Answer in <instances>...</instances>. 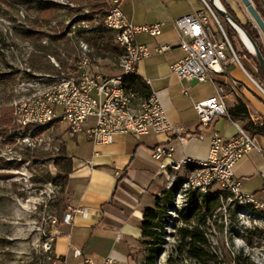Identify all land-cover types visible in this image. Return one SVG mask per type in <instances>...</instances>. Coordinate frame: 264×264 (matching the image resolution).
I'll list each match as a JSON object with an SVG mask.
<instances>
[{
	"label": "crops",
	"instance_id": "0c3cea01",
	"mask_svg": "<svg viewBox=\"0 0 264 264\" xmlns=\"http://www.w3.org/2000/svg\"><path fill=\"white\" fill-rule=\"evenodd\" d=\"M218 1L223 8L224 3L227 4L243 23L246 11L240 0ZM116 2L132 25H160V37L145 33L136 37L139 44L152 51L151 56L137 64V74L148 81L147 85L158 94L174 126L182 127L187 133L197 132L199 120L193 105L215 96L216 89L211 83L212 92L205 93L199 90L201 83L197 81L181 82L172 74L170 67L185 57L174 22L194 11L203 10V1L108 0L110 6ZM259 3L264 11V0H259ZM212 26L215 28L213 23ZM158 44H169L172 49L159 54L156 52ZM246 64L249 70L255 71L250 60ZM232 79L239 83L238 87H232ZM217 80L227 90L228 112L233 113L237 104H242L248 110L251 122L256 126L264 124V94L239 65L231 61L227 73ZM185 88L190 89L188 94ZM94 124L95 120L90 118L84 127L88 129ZM238 124L244 123L225 116L218 117L212 125L199 131L204 135L203 139L194 138L185 143L178 141L172 132L150 133L141 138L119 135L110 144L93 143L85 132L75 138L69 137L72 144L68 147L66 141L64 149L70 168L67 209H83L87 215L75 214L71 225L61 224L56 229L55 257L62 260V264H85L87 259L101 262L106 258L114 259L116 264H143L141 225L144 212L155 206L156 198L163 194L166 186L160 165L152 158L154 148L171 144L175 148L173 160H205L209 155L212 132L217 131L229 139L237 134ZM257 143L260 151L253 150L241 159L235 173L241 182V191L254 194L264 202V136L257 135ZM170 160L165 159L164 162ZM75 250L81 251V256L76 257Z\"/></svg>",
	"mask_w": 264,
	"mask_h": 264
},
{
	"label": "rangeland",
	"instance_id": "374dc122",
	"mask_svg": "<svg viewBox=\"0 0 264 264\" xmlns=\"http://www.w3.org/2000/svg\"><path fill=\"white\" fill-rule=\"evenodd\" d=\"M52 3L62 6L41 12ZM109 8L108 0H0V117L4 109H12L10 125H0V264H62L50 240L68 212V188H62L58 177L70 170L64 149L66 141L71 146L72 139L61 123L50 128L48 124L36 134L28 130L27 134L19 133L14 115L33 103L37 93L35 88L19 87L32 82L33 86L50 87L48 77H58L76 63L81 43L88 45L103 76L117 75L121 51L116 34L104 30L99 36L89 35L94 24L79 20L93 9L97 12L93 17H103ZM212 12L227 37L232 33L228 39L246 70L264 84L240 34L213 7ZM208 18L215 25L211 15ZM248 20L251 17L246 11L242 21L245 24ZM261 42L264 45L262 35ZM247 60L255 71L248 69ZM250 85L258 91L252 82ZM199 88L205 93L213 90L211 82L201 83ZM225 204L227 209L217 210V218L209 222L219 262L255 264L252 257L264 261V223L255 221L262 225L256 226L251 221L243 227L237 222L239 205ZM225 218L229 219L227 226Z\"/></svg>",
	"mask_w": 264,
	"mask_h": 264
},
{
	"label": "built area",
	"instance_id": "2783aa9c",
	"mask_svg": "<svg viewBox=\"0 0 264 264\" xmlns=\"http://www.w3.org/2000/svg\"><path fill=\"white\" fill-rule=\"evenodd\" d=\"M204 9L194 11L193 14L175 20L174 25L179 33L180 48L184 51L185 57L171 65L170 70L181 82L199 83L211 82L216 95L209 99L194 103V110L198 116L199 127L195 133H187L182 127L174 126L167 117L166 111L158 94L151 92V103L141 104L134 92V101H126L120 93V83L123 77L129 73H136L137 64L152 55V51L146 45L137 42L139 33L148 34L151 37L161 36L160 25L136 27L126 18L119 4H112L103 17L95 16L94 24L110 25L120 29L123 41L132 50V62H121L118 67V74L114 76H103L99 71L98 61L93 58H86V50H90L87 44L81 43L78 51L83 52V61H76L73 67L67 72L61 73L58 77H48L50 84H53V92L47 93V99H39V104L33 106V113L18 111L14 115V123L19 133L27 134V128L33 124L46 123L49 128L55 123L65 125L68 137L75 138L85 132L87 138L96 144H110L119 135H132L141 138L150 133L165 134L174 133L176 139L181 143L191 139H203L200 133L202 128L209 127L218 117H228L227 90L219 84L218 78L227 73L230 62L241 67L246 76L255 84L261 93L264 94V84L253 79L243 68L240 58L236 55L219 19L210 9H205V0H202ZM208 15H211L215 22L212 26ZM89 27V26H88ZM172 46L169 44H158L156 52L164 54L169 52ZM56 67H59L54 59H51ZM231 60V61H230ZM146 83H149L146 81ZM232 87H238L239 83L232 79ZM41 84V83H40ZM36 88L32 83H21L19 89ZM185 88V93H189ZM93 118V127L85 129V123ZM32 137V136H29ZM259 150L257 135L247 131L242 125H237V134L229 139L222 137L219 132L211 134V145L207 159L195 160L185 158L181 161L172 159L175 148L169 145L156 146L152 158L160 165V174L165 176V191L170 192L173 182L176 180H191L189 189L190 200L192 196L207 194L210 191L221 192L220 206L218 212L227 209L225 202L230 205L250 203L255 209L264 211V202L260 201L254 194H246L241 191V182L238 180L235 168L239 161L249 152ZM171 159L165 163V159ZM185 163L208 164V171L199 174H192L191 177L183 176ZM178 207L188 208L190 202L182 201L180 196L174 197ZM215 211V213L217 212ZM215 213L212 218H217ZM75 214L87 215L83 209H70L63 217L61 224L71 225ZM208 220L205 227H202L205 237L209 242L211 252L219 258L215 249L214 234ZM229 219L225 218L227 226ZM239 225L246 227L247 220L237 217ZM256 226H262L253 222ZM185 225L181 220L180 228ZM179 231V230H178ZM176 232V241L169 242V250H164V257L161 263L168 264L171 256L176 258L175 250L179 242V234ZM55 237L51 238L54 243ZM241 245V243H239ZM168 251V252H167ZM76 257L81 256V251L75 250ZM255 264H264L263 260L252 257ZM144 263V257H143ZM85 264H116L114 259L106 258L101 262H94L90 259ZM185 264V263H184Z\"/></svg>",
	"mask_w": 264,
	"mask_h": 264
},
{
	"label": "trees",
	"instance_id": "16d2710c",
	"mask_svg": "<svg viewBox=\"0 0 264 264\" xmlns=\"http://www.w3.org/2000/svg\"><path fill=\"white\" fill-rule=\"evenodd\" d=\"M252 2L261 17L264 19V11L260 6L259 0H252ZM61 6L62 5L52 3L48 6L46 5L42 7L41 12H49L52 11V9H59ZM224 8L227 13L235 18L242 28L256 41L264 56V45L261 42V35L252 20H248L247 23L243 24L239 21L235 12L225 3ZM94 14H97V12L93 9L91 13L83 16L79 20L93 22L95 18L93 17ZM104 30L108 29H105L100 25L97 28L88 30V33L89 35L99 36ZM228 37H232L231 32H228ZM115 48L118 49L117 47ZM249 58L256 63L258 78L264 83V74L259 66L257 58L253 55H249ZM125 86L127 89L133 90L143 98L149 97L152 92L146 81L138 74H134L126 78ZM11 113L12 109L10 108H6L2 111L0 125H10L9 119L11 117ZM229 116L233 121H242L245 124H243L244 128L254 135L264 136V124L262 126H256L253 122H251L248 110L242 104H239L233 113L229 112ZM58 179L62 188L65 189L69 183V171H67L64 175H59ZM173 197L174 195L172 192L164 191L161 196L156 198L155 206L153 208L146 209L144 212L143 223L141 225L143 236L142 252L144 255L143 264H157L158 259L163 252V246L166 242L163 238L164 234L159 232V230L162 229V221L165 217L167 209L172 205ZM220 199L221 193L200 195V197L192 196L191 200L189 199L190 203L188 208H185L180 214V223L182 220L185 227L177 229V231L179 230V242L176 250L174 251L176 258L171 256L168 264H184L186 260L188 261V264H221L219 262V258L211 252L209 242L201 229L206 226L208 220L212 219L215 211L219 208ZM59 261L62 262V260ZM239 262L240 261L238 260L237 263Z\"/></svg>",
	"mask_w": 264,
	"mask_h": 264
},
{
	"label": "bare ground",
	"instance_id": "6f19581e",
	"mask_svg": "<svg viewBox=\"0 0 264 264\" xmlns=\"http://www.w3.org/2000/svg\"><path fill=\"white\" fill-rule=\"evenodd\" d=\"M215 4L217 7L223 8V6L218 0H215ZM206 6L208 9H210V12H212V7H210L208 3L206 4ZM98 26L100 25H97V27ZM101 26L105 29L113 31L116 34V43H117V46L121 49V53H122L120 56V62H119L120 66H121V62H132V50L131 48H129V46H127V43L123 41V36L120 35V29L116 27H111L110 25H101ZM239 33H240V36L243 37L242 40L244 41L246 47L248 48V52L250 51L252 53L253 50L247 38L240 31ZM86 58H91V50H86ZM77 61H83V52H79V57ZM54 62L56 61L54 60ZM134 74L136 73H129L128 75H126V77H123V82L120 83V93H121V96L125 97L126 101H134V91L131 89H127L125 86V79ZM35 89L37 90L36 96L34 97L36 98V100L33 103H30L29 105H27L26 108H22L23 111H25V113H33V106H35V104H39V99H47V93L53 92V84L50 87L42 88V87H39V83H38ZM136 95H137L138 101L141 102V104L151 103V95L147 98L140 97L137 93ZM46 125L48 124L46 123L33 124V126L28 127L27 130L30 131L31 134L33 133L36 134L38 129L41 130ZM207 171H208V164L185 163L183 166V176L184 177H191L192 174H199L201 172H207ZM188 187H191V180H176L173 182V187H170V192L173 193L174 197L180 196V193H182V201L189 202L190 195H189ZM214 193H221V192L210 191L207 194H200V195H208V194H214ZM174 197L172 200L171 207H169L165 213V217L162 221V229L159 230V232L164 234L163 238L166 244L163 246V252L161 253L157 263H161V260L164 257V250L169 249V242L176 241V232H177V229L179 228V225L181 224L180 214L185 209L183 207H178V202H174ZM238 205H239V217H242L243 219L249 222L259 221V222L264 223V211L255 209L254 207L250 205V203H242ZM241 246L243 248L244 247L247 248L246 245L243 243H241ZM185 263L188 264V261L186 260Z\"/></svg>",
	"mask_w": 264,
	"mask_h": 264
},
{
	"label": "water",
	"instance_id": "95a60500",
	"mask_svg": "<svg viewBox=\"0 0 264 264\" xmlns=\"http://www.w3.org/2000/svg\"><path fill=\"white\" fill-rule=\"evenodd\" d=\"M208 1L210 7L212 6L224 19H226L233 26V28H235L237 32L240 31L247 38L253 50L252 53L250 51L249 53L257 58L259 66L264 74V56L256 41L242 28V26L236 21L235 18H233L230 14L227 13V11L224 8L217 7L215 4V0H208ZM240 2L242 3L245 10L251 17V20L253 21L255 27L264 37V19L261 17L260 13L254 6L252 0H240Z\"/></svg>",
	"mask_w": 264,
	"mask_h": 264
}]
</instances>
